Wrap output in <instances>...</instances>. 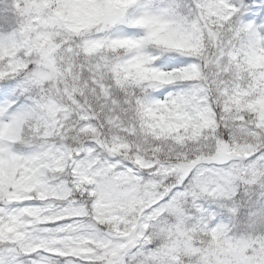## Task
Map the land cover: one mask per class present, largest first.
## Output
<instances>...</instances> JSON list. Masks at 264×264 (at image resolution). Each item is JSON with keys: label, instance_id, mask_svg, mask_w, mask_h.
<instances>
[{"label": "rangeland", "instance_id": "obj_1", "mask_svg": "<svg viewBox=\"0 0 264 264\" xmlns=\"http://www.w3.org/2000/svg\"><path fill=\"white\" fill-rule=\"evenodd\" d=\"M0 12V264H264V0Z\"/></svg>", "mask_w": 264, "mask_h": 264}, {"label": "trees", "instance_id": "obj_2", "mask_svg": "<svg viewBox=\"0 0 264 264\" xmlns=\"http://www.w3.org/2000/svg\"><path fill=\"white\" fill-rule=\"evenodd\" d=\"M4 12H0V37H4L8 34L9 31V25L7 26H3V21H1V16L3 15ZM39 88L36 87L35 85H32L30 83V86L25 87L23 92V97L20 100L21 102H24V109L26 106V112H25V116H24V126H23V131L24 130H29V128L31 127V121H32V116L34 114H37V111L39 109V107H37L38 104H41V100L37 97H39L38 94ZM26 103V104H25ZM47 124L44 125V129H47ZM39 136L35 137L34 141L36 143H46L47 141L50 142L52 139L53 135H48L47 132H45L44 130H39ZM56 133V132H55ZM40 134H44L45 137H41ZM54 142H58L61 141L58 137L54 135ZM62 142V141H61ZM88 143V142H86ZM229 225V224H227Z\"/></svg>", "mask_w": 264, "mask_h": 264}, {"label": "bare ground", "instance_id": "obj_3", "mask_svg": "<svg viewBox=\"0 0 264 264\" xmlns=\"http://www.w3.org/2000/svg\"><path fill=\"white\" fill-rule=\"evenodd\" d=\"M173 77H175V75H171V76H170V78H173ZM162 79H163V78H162Z\"/></svg>", "mask_w": 264, "mask_h": 264}]
</instances>
